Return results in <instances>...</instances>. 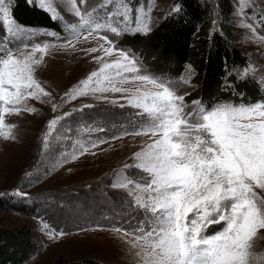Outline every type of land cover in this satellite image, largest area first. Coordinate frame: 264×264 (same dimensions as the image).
<instances>
[{
	"label": "rangeland",
	"instance_id": "rangeland-1",
	"mask_svg": "<svg viewBox=\"0 0 264 264\" xmlns=\"http://www.w3.org/2000/svg\"><path fill=\"white\" fill-rule=\"evenodd\" d=\"M25 1L47 13L55 29L28 28L15 22L23 31L6 36L0 21V48L27 45L30 51L35 45H49L35 75L58 107L54 112L52 103L30 100L28 104L36 109L35 113L24 112L6 118V123L16 126L13 129L15 141L0 136V234L16 235L23 231L29 235L32 245L26 259L12 264H140L137 249L131 247L135 242L133 236L126 237L114 229L139 236L138 229L142 225L149 226V216L134 206L133 195H129V190H133L134 195L139 194L134 191V185L127 189L113 185L128 179L145 182L142 179L145 174L126 167L136 163L133 154L148 142V137L127 134L140 128L144 118L137 115V109L127 105L120 93L89 94L76 99L65 93L83 87L81 82L102 66L94 57L103 53L89 54L87 50L101 45L108 47L98 38L104 35L114 42L117 50L137 60L140 74L171 82L177 94L185 97L186 111L196 107L193 101H199L207 110L226 102L239 105L264 101V0H201L211 6L210 31L223 33L224 27L242 56V62L230 68L226 79L210 91L199 88L190 65H185L176 76L169 69L156 72L122 44L124 37L144 36L164 16L178 11L174 0H128L134 11L127 23L121 22L119 17L110 21L112 26L122 30L120 35L110 30L89 36L87 40L82 35L78 41H73L74 47H64L72 39L66 25L77 26L85 35L87 29L86 26L79 28V18L70 5L64 0H52L54 7L59 5L60 17L53 19L50 12L39 6V0ZM222 1L229 4L227 19L222 16ZM13 2L4 0L11 19ZM123 2L86 0L78 6L82 11L95 10L94 15L104 22L109 11H119ZM40 55L37 53V57ZM117 58L116 55L106 57L104 62ZM250 67L255 69L254 73L242 78L241 73ZM123 87L135 90L143 85L129 82ZM101 95L107 99L97 98ZM53 118L59 122L45 147L47 125ZM93 144L98 146L92 147ZM82 149L84 154L81 155ZM17 192L26 196H19ZM3 197H9L10 201ZM221 227L212 225L206 234H214ZM60 232L65 235L59 236ZM260 246L264 248V241ZM256 264H264V252L259 254Z\"/></svg>",
	"mask_w": 264,
	"mask_h": 264
},
{
	"label": "snow or ice",
	"instance_id": "snow-or-ice-1",
	"mask_svg": "<svg viewBox=\"0 0 264 264\" xmlns=\"http://www.w3.org/2000/svg\"><path fill=\"white\" fill-rule=\"evenodd\" d=\"M64 2L79 18V28L87 29L85 35L77 26L66 25L72 39L64 47H74L73 41L82 35L87 40L104 30L120 35L122 30L110 21L119 17L126 24L134 11L124 0L119 11H109L101 22L94 15L95 10L82 11L78 6L86 0ZM39 6L50 12L53 19L60 18L59 5L54 7L52 0H39ZM0 21L6 36L23 31L10 18L4 0H0ZM144 31H148L147 25ZM98 38L108 47L101 45L87 51L102 52L103 55L94 57L102 66L81 82L83 87L70 90L65 96L76 99L89 94L120 93L127 105L144 118L140 128L127 134L148 137V142L133 154L136 163L126 165L145 174V182L128 179L113 187L127 189L134 185L139 194L129 190V195H133L134 206L148 214L149 226L142 225L139 236L120 228L114 231L133 236L135 242L131 247L137 249L140 264H256L259 254L264 252L260 246L264 241V101L239 105L226 102L211 110L193 101L196 107L186 111L185 97L177 94L171 82L140 74L133 56L117 50L107 36ZM28 47L0 48V136L4 140L16 139V126L6 123L7 117L35 113L28 101L52 103L54 112L58 107L35 75L49 45H35L30 51ZM37 53L42 55L37 57ZM113 55L118 58L104 62ZM254 71L250 67L241 76L245 78ZM129 82H140L143 87H123ZM97 98L107 99L102 95ZM58 122L53 118L48 123L45 147ZM80 154H84V149ZM212 225L222 227L214 234H206Z\"/></svg>",
	"mask_w": 264,
	"mask_h": 264
},
{
	"label": "trees",
	"instance_id": "trees-1",
	"mask_svg": "<svg viewBox=\"0 0 264 264\" xmlns=\"http://www.w3.org/2000/svg\"><path fill=\"white\" fill-rule=\"evenodd\" d=\"M223 1L220 8L224 9L222 16L227 19L229 4ZM174 2L178 11L164 16L144 36L124 37L122 44L142 57L148 68L156 72L169 69L176 76L185 65H190L196 74L199 88L210 91L226 79L230 68L242 62L241 53L232 45L224 27L223 33L210 31L212 11L209 3L201 0ZM11 17L23 27L55 29L56 26L47 13L29 5L25 0H14ZM3 198L10 201L9 197ZM31 252L32 245L27 233L19 231L16 235L0 234V264L21 262Z\"/></svg>",
	"mask_w": 264,
	"mask_h": 264
}]
</instances>
